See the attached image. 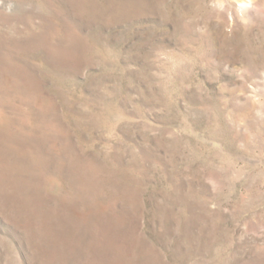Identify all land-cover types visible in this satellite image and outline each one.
Masks as SVG:
<instances>
[{"label":"rangeland","instance_id":"obj_1","mask_svg":"<svg viewBox=\"0 0 264 264\" xmlns=\"http://www.w3.org/2000/svg\"><path fill=\"white\" fill-rule=\"evenodd\" d=\"M0 264H264V0H0Z\"/></svg>","mask_w":264,"mask_h":264}]
</instances>
